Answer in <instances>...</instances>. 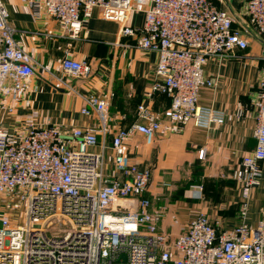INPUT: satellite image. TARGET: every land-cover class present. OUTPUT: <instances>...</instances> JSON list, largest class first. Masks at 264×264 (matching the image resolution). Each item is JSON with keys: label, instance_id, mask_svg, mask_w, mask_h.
Instances as JSON below:
<instances>
[{"label": "built area", "instance_id": "built-area-1", "mask_svg": "<svg viewBox=\"0 0 264 264\" xmlns=\"http://www.w3.org/2000/svg\"><path fill=\"white\" fill-rule=\"evenodd\" d=\"M26 1L37 17L55 18L63 36L74 40L86 37L85 22L95 9L118 21L122 37H135L139 48L159 54L146 96L166 95L171 103L163 111L141 103L129 126L114 129V93L90 92L81 111L95 115L97 124L70 134L50 118L31 121L17 134L0 120V264H264V211L255 226L247 222L264 161V70L253 100L256 146L236 172L243 197L239 225L220 230L200 212L187 230L172 236L161 228L163 209L147 196L151 168L127 157V142L137 134L173 135L190 120L205 127L225 121L222 111L199 106L198 96L212 83L204 76L211 58L249 47L230 12L213 0H148L144 23L134 26L128 23L134 0ZM246 10L264 36V0H247ZM16 33L0 0V111L8 113L36 70ZM62 69L75 78L91 73L68 48ZM118 199L130 201L129 209L114 211Z\"/></svg>", "mask_w": 264, "mask_h": 264}, {"label": "crops", "instance_id": "crops-1", "mask_svg": "<svg viewBox=\"0 0 264 264\" xmlns=\"http://www.w3.org/2000/svg\"><path fill=\"white\" fill-rule=\"evenodd\" d=\"M3 1L17 30L16 38L32 55L36 68L28 91L11 101L13 110L0 111V120L12 133L43 118H50L65 134L75 128H92L97 124L96 116L81 111L90 92L114 93L110 105L114 129L127 126L141 103L155 111L170 106L171 99L166 95L152 99L146 96L159 54L139 48L135 37H122L118 21L103 18L95 9L85 22L86 37L74 40L63 36L55 18L46 13L37 17L26 0ZM213 1L230 12L234 26L249 40L246 50L213 57L204 66V76L212 83L201 88L198 104L222 111L225 121L205 127L190 120L180 133L137 134L127 142L128 160L152 170L147 196L155 208L163 209L161 228L174 237L187 230L200 212H205L220 230L239 225L243 197L236 172L257 142L253 100L264 70V36L250 23L247 0ZM147 6L148 0H134L128 23L141 26ZM67 48L74 58L91 66L89 76L75 78L63 71ZM201 150H205L203 158ZM108 153L111 155L110 150ZM261 167L260 184L248 200L247 222L252 226L264 211V161Z\"/></svg>", "mask_w": 264, "mask_h": 264}, {"label": "water", "instance_id": "water-1", "mask_svg": "<svg viewBox=\"0 0 264 264\" xmlns=\"http://www.w3.org/2000/svg\"><path fill=\"white\" fill-rule=\"evenodd\" d=\"M131 202L125 199H118L113 205L114 211H126L129 209Z\"/></svg>", "mask_w": 264, "mask_h": 264}, {"label": "rangeland", "instance_id": "rangeland-1", "mask_svg": "<svg viewBox=\"0 0 264 264\" xmlns=\"http://www.w3.org/2000/svg\"><path fill=\"white\" fill-rule=\"evenodd\" d=\"M23 210H24V207L22 205H20V207L17 210L14 211L16 213L15 216L18 218L19 217V214H21L23 212Z\"/></svg>", "mask_w": 264, "mask_h": 264}, {"label": "trees", "instance_id": "trees-1", "mask_svg": "<svg viewBox=\"0 0 264 264\" xmlns=\"http://www.w3.org/2000/svg\"><path fill=\"white\" fill-rule=\"evenodd\" d=\"M136 117V116H135ZM135 120V118L127 125V126H129L133 121ZM126 127V126H125Z\"/></svg>", "mask_w": 264, "mask_h": 264}]
</instances>
